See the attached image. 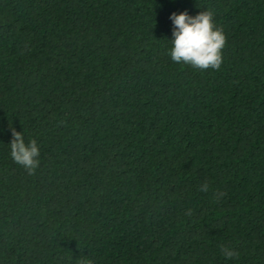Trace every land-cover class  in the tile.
Instances as JSON below:
<instances>
[{
	"label": "trees",
	"instance_id": "obj_1",
	"mask_svg": "<svg viewBox=\"0 0 264 264\" xmlns=\"http://www.w3.org/2000/svg\"><path fill=\"white\" fill-rule=\"evenodd\" d=\"M206 10L219 70L173 62ZM84 259L264 264V0H0V264Z\"/></svg>",
	"mask_w": 264,
	"mask_h": 264
},
{
	"label": "clouds",
	"instance_id": "obj_2",
	"mask_svg": "<svg viewBox=\"0 0 264 264\" xmlns=\"http://www.w3.org/2000/svg\"><path fill=\"white\" fill-rule=\"evenodd\" d=\"M173 30L170 59L175 63L190 65L200 70H219L222 64V49L226 43L223 29L214 23V13L206 10L195 16L187 12L173 13L169 17ZM10 143L12 160L22 166L29 173L39 166L40 149L35 140L25 142L22 133L13 132ZM200 191L207 192L208 185H201ZM223 193L217 195V199ZM191 215V210L186 211ZM221 251L227 260L239 258V253L230 247H222ZM81 264H92L91 260L84 259Z\"/></svg>",
	"mask_w": 264,
	"mask_h": 264
}]
</instances>
